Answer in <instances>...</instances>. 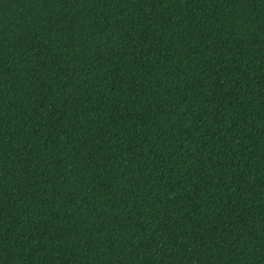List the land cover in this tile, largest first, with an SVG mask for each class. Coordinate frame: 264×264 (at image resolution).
Wrapping results in <instances>:
<instances>
[{
	"label": "trees",
	"instance_id": "trees-1",
	"mask_svg": "<svg viewBox=\"0 0 264 264\" xmlns=\"http://www.w3.org/2000/svg\"><path fill=\"white\" fill-rule=\"evenodd\" d=\"M0 264H264V0H0Z\"/></svg>",
	"mask_w": 264,
	"mask_h": 264
}]
</instances>
